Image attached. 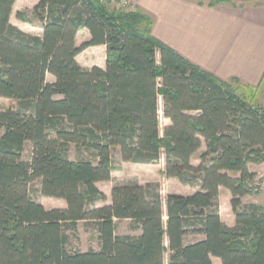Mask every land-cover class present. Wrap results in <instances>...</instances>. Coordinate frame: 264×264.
<instances>
[{
  "label": "trees",
  "instance_id": "1",
  "mask_svg": "<svg viewBox=\"0 0 264 264\" xmlns=\"http://www.w3.org/2000/svg\"><path fill=\"white\" fill-rule=\"evenodd\" d=\"M15 3L0 0V98L9 100L0 110V264H264V207L243 202L257 177L249 164H264L258 87L220 79L157 39L140 8L40 0L34 20L17 12L41 24L32 34L11 22ZM82 29L91 38L79 45ZM97 45L107 46L105 69L84 68L77 56ZM114 151L123 162L162 160L167 179L196 191L164 200L159 183L132 179L98 205ZM35 182L66 207L33 198ZM221 188L234 226L221 218ZM122 220L140 233H117ZM82 221L95 225L99 250H70Z\"/></svg>",
  "mask_w": 264,
  "mask_h": 264
},
{
  "label": "crops",
  "instance_id": "2",
  "mask_svg": "<svg viewBox=\"0 0 264 264\" xmlns=\"http://www.w3.org/2000/svg\"><path fill=\"white\" fill-rule=\"evenodd\" d=\"M226 1L213 6L204 0H130V3L153 17L152 33L157 39L220 79L230 80L235 77L258 87L262 97L264 0ZM17 26L28 32L25 26ZM40 28L42 30V26ZM90 38L89 30L82 29L78 32L77 43L81 45ZM97 51L103 56L101 61L89 55ZM106 55V45L90 46L77 56V61L87 69L95 66L105 69ZM49 76L50 82H53L55 77ZM1 99L8 101L6 98ZM160 120L162 124L170 123L163 116V111ZM204 149L205 147L201 151ZM194 157L195 155L192 163L198 165L199 162H193ZM113 177L114 171L112 179ZM103 183L106 182L98 183L100 189ZM113 186L114 183H111V191ZM106 194L108 198L111 197V194ZM60 200L62 205H52L48 209L65 208V200ZM107 204H111V198L107 200Z\"/></svg>",
  "mask_w": 264,
  "mask_h": 264
},
{
  "label": "rangeland",
  "instance_id": "3",
  "mask_svg": "<svg viewBox=\"0 0 264 264\" xmlns=\"http://www.w3.org/2000/svg\"><path fill=\"white\" fill-rule=\"evenodd\" d=\"M40 0H16L14 6V12L11 17V22L14 25H23L25 29L32 34H42L41 24L38 21H33L32 23L25 22L20 20L17 17V12L26 13L31 20H34V16L32 15L33 8L38 4ZM108 2V5L111 9H126V10H135L136 6L130 3V0H105ZM209 2V0H204ZM133 7V9H132ZM34 24V25H33ZM91 57H95L96 60L101 61L103 57L101 53L98 51L95 53L89 54ZM87 59H89V57ZM48 80H51V77H48ZM258 101L261 104H264V96H260L258 93ZM161 109H162V100L160 101ZM9 106V100L0 98V110L6 109ZM73 148V147H72ZM203 151V150H202ZM200 151L194 157L193 162L196 164L199 162V155L202 152ZM71 157L74 158V148L71 154ZM113 163L115 166L114 177L111 182H106L101 184V189L103 193L106 195L111 194L110 186L111 183H123L127 180H137L145 184L147 182H156L160 185V192L165 200L167 195L170 193H179L184 195L192 194L196 191V189L183 185L176 179H167L163 174L164 163L163 161H159L158 163L153 164H136V163H124L120 160V156L117 151H114L113 154ZM249 167L251 171L257 174L254 182L252 183L251 192L243 198V202L246 203H256L264 207V164L263 163H250ZM39 184L38 182L33 183L31 194L32 197L36 200L40 201L45 205L46 208H49L52 205H62V201L57 198L52 197H42L36 191ZM107 201L104 203H99L98 205H105ZM219 209L222 220L229 226L235 225V215L231 206V193L226 188H221L219 195ZM117 233H131L138 234L139 230H132L130 227V222L126 220L117 222ZM72 239L70 243V250H78V251H88V250H99L100 243L98 239V232L93 223H86L84 221L78 223V228L76 232H71ZM200 237L190 236L187 238V241H194L199 239ZM214 264H221L220 259L213 258Z\"/></svg>",
  "mask_w": 264,
  "mask_h": 264
},
{
  "label": "built area",
  "instance_id": "4",
  "mask_svg": "<svg viewBox=\"0 0 264 264\" xmlns=\"http://www.w3.org/2000/svg\"><path fill=\"white\" fill-rule=\"evenodd\" d=\"M132 9H133V7H132ZM161 115H162V111L160 110V117H161Z\"/></svg>",
  "mask_w": 264,
  "mask_h": 264
}]
</instances>
